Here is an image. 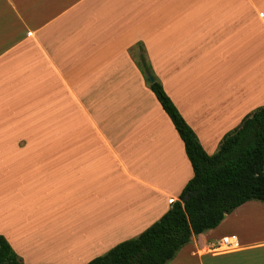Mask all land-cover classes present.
<instances>
[{"label":"crops","instance_id":"1","mask_svg":"<svg viewBox=\"0 0 264 264\" xmlns=\"http://www.w3.org/2000/svg\"><path fill=\"white\" fill-rule=\"evenodd\" d=\"M141 47L210 155L264 106V0H0V235L22 264L106 254L193 177ZM213 232L170 264H264V240L236 233L201 253Z\"/></svg>","mask_w":264,"mask_h":264},{"label":"trees","instance_id":"2","mask_svg":"<svg viewBox=\"0 0 264 264\" xmlns=\"http://www.w3.org/2000/svg\"><path fill=\"white\" fill-rule=\"evenodd\" d=\"M135 57L182 138L194 175L158 221L86 264H168L192 236L216 228L227 214L250 200L264 202V106L246 115L210 155L152 72L143 47ZM150 73L153 83L149 82ZM0 264H22L2 235Z\"/></svg>","mask_w":264,"mask_h":264},{"label":"rangeland","instance_id":"3","mask_svg":"<svg viewBox=\"0 0 264 264\" xmlns=\"http://www.w3.org/2000/svg\"><path fill=\"white\" fill-rule=\"evenodd\" d=\"M133 52L136 55L139 52V48H135L133 50ZM151 67H152V65H151ZM152 72L158 78V76L156 75L153 68H152ZM148 76H149V74H148ZM149 82H150V80H149ZM248 204H250V205L247 206ZM248 207H249V209H248ZM221 223H222V225H221ZM221 223L216 228L213 229L215 240H221L225 234L230 235L233 233H236L237 235L240 234L239 236H241L243 238L246 237L245 239L248 238L251 241L264 240V202L259 201V200H250V201L246 202L245 205H242V206L238 207L237 209H235L230 214H227L225 219H224V222L222 221ZM233 229H235L237 231H235ZM219 245H220V242L214 241L211 245L200 246V248L202 250L201 253H203V254L207 253V254H214L215 255V254L227 253V251L228 252L230 251V250L218 251L216 248ZM242 246L244 247V245H242ZM180 251H179V253H180ZM178 254L176 255V257L178 256ZM175 258L172 259L170 262H168V264H170L173 260H175ZM182 264H184V263H182Z\"/></svg>","mask_w":264,"mask_h":264},{"label":"built area","instance_id":"4","mask_svg":"<svg viewBox=\"0 0 264 264\" xmlns=\"http://www.w3.org/2000/svg\"><path fill=\"white\" fill-rule=\"evenodd\" d=\"M239 247L238 237L236 235L225 236L221 239L220 245L216 248L218 251L233 250Z\"/></svg>","mask_w":264,"mask_h":264},{"label":"water","instance_id":"5","mask_svg":"<svg viewBox=\"0 0 264 264\" xmlns=\"http://www.w3.org/2000/svg\"><path fill=\"white\" fill-rule=\"evenodd\" d=\"M149 80L150 83H153L155 81V78L151 74H149Z\"/></svg>","mask_w":264,"mask_h":264}]
</instances>
